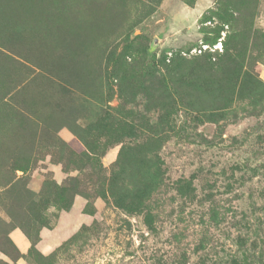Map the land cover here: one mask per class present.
<instances>
[{
	"label": "rangeland",
	"instance_id": "rangeland-1",
	"mask_svg": "<svg viewBox=\"0 0 264 264\" xmlns=\"http://www.w3.org/2000/svg\"><path fill=\"white\" fill-rule=\"evenodd\" d=\"M0 264H264V0H0Z\"/></svg>",
	"mask_w": 264,
	"mask_h": 264
}]
</instances>
